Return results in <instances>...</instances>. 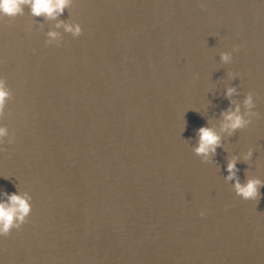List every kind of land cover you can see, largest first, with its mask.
<instances>
[{
    "label": "water",
    "instance_id": "1",
    "mask_svg": "<svg viewBox=\"0 0 264 264\" xmlns=\"http://www.w3.org/2000/svg\"><path fill=\"white\" fill-rule=\"evenodd\" d=\"M0 75L16 133L0 193L33 197L0 264H264V187L243 200L224 178L240 157L241 182L264 180V0H72L56 19L25 6L0 19ZM249 92L258 115L203 161L197 130L219 131Z\"/></svg>",
    "mask_w": 264,
    "mask_h": 264
},
{
    "label": "clouds",
    "instance_id": "2",
    "mask_svg": "<svg viewBox=\"0 0 264 264\" xmlns=\"http://www.w3.org/2000/svg\"><path fill=\"white\" fill-rule=\"evenodd\" d=\"M71 4L72 0H0V19L5 16L14 18L23 15L25 6L30 8L33 16L43 15L46 19H56ZM42 27L43 25H41ZM55 28H63L65 32L71 33L74 37H79L83 32L82 25L79 22L66 23L63 20H58ZM46 35L48 37L45 41L46 44L59 46L60 42L57 38L61 35L60 32L49 30ZM238 50L239 45L235 46L232 51H223L220 54L221 62H232L233 52ZM229 75L235 79L238 73L230 72ZM233 94H238V88L235 85L228 87L225 93L228 97H232ZM12 95V90L9 88L6 78L0 75V151H7L4 145H12L16 141L15 131H10L9 127L3 123L5 109ZM254 108L255 101L251 92L243 100V111L242 105L236 100H232L229 108L221 113L223 119L219 131L207 124L202 125L197 130L198 141L193 149L194 153L201 157L203 161H209L217 148L222 146L223 137L221 133L226 132L232 135L238 129L250 125L253 117L258 115ZM251 156L252 149H249L244 154V160H249ZM239 160L240 157H233L229 160L226 168L227 175L224 178L233 182L235 194L243 200H258L261 195L260 189L264 187V180L258 177H250L245 182H241L237 175ZM32 199L33 197L28 191L0 193V237L10 235L13 229H21L28 221L32 213ZM225 210H227V207ZM199 214L200 216L207 215V209H201Z\"/></svg>",
    "mask_w": 264,
    "mask_h": 264
}]
</instances>
